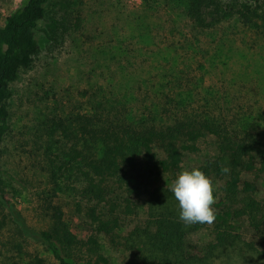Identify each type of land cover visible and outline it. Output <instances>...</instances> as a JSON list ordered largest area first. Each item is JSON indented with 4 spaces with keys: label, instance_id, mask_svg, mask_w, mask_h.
Here are the masks:
<instances>
[{
    "label": "trees",
    "instance_id": "16d2710c",
    "mask_svg": "<svg viewBox=\"0 0 264 264\" xmlns=\"http://www.w3.org/2000/svg\"><path fill=\"white\" fill-rule=\"evenodd\" d=\"M84 5L23 0L4 18L0 145L10 131L11 85L40 52L39 23L57 7L71 9L61 37L50 25L42 29L61 44L83 28ZM229 18L264 35V0H141L125 18L128 35L92 53L97 64L113 67L95 73L104 82L42 123L47 226L26 227L0 185V206L46 254L7 264H264V117L227 94L235 83L211 80L233 51H224V31L212 46ZM203 38L212 42L202 45ZM139 171L154 180L137 182ZM212 179L221 180L219 189Z\"/></svg>",
    "mask_w": 264,
    "mask_h": 264
},
{
    "label": "rangeland",
    "instance_id": "374dc122",
    "mask_svg": "<svg viewBox=\"0 0 264 264\" xmlns=\"http://www.w3.org/2000/svg\"><path fill=\"white\" fill-rule=\"evenodd\" d=\"M82 1L85 4L82 12L84 26L80 32L64 38L61 44L48 41L42 29L50 25L56 36L61 37L62 18H67L71 9L64 12L57 7L49 12L52 19L39 23L36 38L41 47L40 52L32 67L22 71L17 81L11 85L13 96L9 100L10 131L0 145V185L14 205L20 220L35 231L44 229L49 220L45 210L49 184L44 170L46 167L42 148L45 145L43 139L46 131L42 123L63 102L78 101L83 98L82 91L85 88L93 83L104 82L103 78H94L95 73L109 71V67H113L101 62L97 64L92 53L99 50L105 41L114 39L116 34L128 35L125 18L138 11L141 3V0ZM229 1L219 0L223 6ZM22 2L23 0H0V25ZM182 26L184 32H187L185 21ZM221 27L223 28L214 36L213 42L211 38L202 39V45L212 42V46H215L222 41L221 33L224 31L226 39L229 38L224 41V51L230 47L233 50L226 69L218 65L211 70L214 75L211 80L219 82V78H226L229 83H235L230 91H226L227 94L237 95L242 105L249 106L254 113L260 111L264 117V35L247 31L234 19L222 23ZM177 41L174 38L179 47L180 42ZM164 42L167 46L170 39ZM111 45L117 46L119 42L112 41ZM205 79L210 81L207 77ZM220 89L223 90V87ZM254 90L257 93L252 95ZM134 178L137 182L154 180L145 171L135 173ZM196 182L200 188L207 185L204 180ZM221 183V180H217L215 188L219 189ZM210 185L212 186L208 183V187ZM68 203L70 209L74 210L73 203ZM71 219L74 229L81 230L75 223V218ZM126 219L135 222L137 217L129 215ZM81 222L82 219L80 224ZM130 227L132 224L127 229ZM42 250L41 246L22 233L19 234L14 215L0 206V264L29 260L30 256H46Z\"/></svg>",
    "mask_w": 264,
    "mask_h": 264
}]
</instances>
